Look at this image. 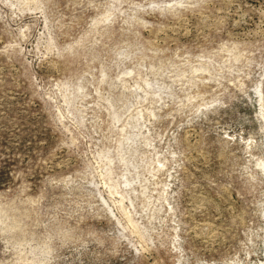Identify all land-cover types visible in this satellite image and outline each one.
<instances>
[{
	"label": "rangeland",
	"instance_id": "1",
	"mask_svg": "<svg viewBox=\"0 0 264 264\" xmlns=\"http://www.w3.org/2000/svg\"><path fill=\"white\" fill-rule=\"evenodd\" d=\"M0 264H264V0H0Z\"/></svg>",
	"mask_w": 264,
	"mask_h": 264
}]
</instances>
